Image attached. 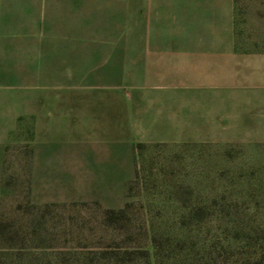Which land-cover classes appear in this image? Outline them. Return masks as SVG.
<instances>
[{
	"label": "rangeland",
	"instance_id": "rangeland-1",
	"mask_svg": "<svg viewBox=\"0 0 264 264\" xmlns=\"http://www.w3.org/2000/svg\"><path fill=\"white\" fill-rule=\"evenodd\" d=\"M211 6L219 12L197 19L199 9L208 7L192 5L196 21L212 25L196 28V42L183 45L197 52L206 45L212 53L227 48L241 55L264 54V0ZM107 8L101 5L99 16L93 18L92 9L85 6L77 27H4L6 36L35 39L4 42L3 93L20 94V104L26 105L35 82L28 71L46 61L52 84H61L53 89V98L114 97L117 142L131 141L132 167L129 178L127 170L122 171L124 180L117 174L115 194L104 202L93 198L33 203L28 195L26 140L11 147L6 190L0 197V264H82L91 250L114 245L152 251L154 239L160 249L174 254L190 251L201 258L212 252L241 261L256 257L264 246V56L252 57L257 65L252 73L242 68L235 72V62L228 58L227 76L216 64L210 73L195 67L179 75L180 87L185 82L196 89L195 98L180 101L178 129L168 116L148 126L150 116L140 104L146 90L139 70V51L145 46L139 42L145 34L141 24L163 8L133 0L130 59L123 58L127 43L108 41L127 28L114 26L119 21ZM204 30L202 36L199 31ZM61 35L77 41H60ZM208 38L210 42L199 41ZM66 51L68 58H33L38 52L54 56ZM60 65L66 76L60 75ZM250 94L255 106L247 104ZM121 208V217L108 213Z\"/></svg>",
	"mask_w": 264,
	"mask_h": 264
},
{
	"label": "crops",
	"instance_id": "crops-1",
	"mask_svg": "<svg viewBox=\"0 0 264 264\" xmlns=\"http://www.w3.org/2000/svg\"><path fill=\"white\" fill-rule=\"evenodd\" d=\"M140 1L163 8L155 13L152 10L153 15L148 16L150 22L145 20L141 24L145 34L140 36L139 42L145 43V46L139 51V70L146 90L141 95L143 102L140 104L146 109L145 116H150V119H146L148 126L164 122L165 116H168V122L179 124L180 101L195 98V86L186 85L183 81L180 87L179 75L187 74L195 67H204L207 69L204 72L210 73L211 67L216 64L221 74L227 76L228 58L234 60L236 68L232 69L235 72L242 68L247 73H252L253 67L257 66L252 57L264 56L259 53L241 55L233 49L228 52L227 48L221 49L219 53H212L206 45L197 52L190 45L182 44L196 42V28L212 25L196 21V9L192 5H207L208 8L199 9L202 14L197 19H201L219 12L211 9L212 4L227 7L230 0ZM132 2L133 0H0V78L3 74L4 42L16 43L20 38L34 42L35 39L30 35L6 36L5 26L77 27L84 18L85 6L87 11L92 9L93 18L99 16L101 5L115 12V19L119 22H114V26H122L127 30L108 41L127 43L123 58L130 59ZM159 28H163L162 32ZM181 28L188 31L187 35L182 34L184 31ZM199 32L202 36L206 33L205 30ZM63 37L61 35L60 41H77ZM209 39L199 41L210 42ZM160 42L166 45L160 46ZM52 55L38 52L33 54V58H68L67 51ZM59 70L60 75H67L65 67L60 65ZM49 71L50 63L46 61H42L40 67L28 71L35 82L28 89L26 105L20 104V94L3 93L4 86L0 83V197L6 190L5 171L9 149L26 140L28 195L33 203L93 198L104 202L106 197L115 194L117 174L122 180L125 176L122 171L127 170L129 178L132 167L131 141L126 142L124 139L117 142L115 98H110L108 94H103L98 99L53 98L57 96L52 94L53 89H60L61 84H52ZM247 101L248 106L256 105L252 94ZM127 107L129 117L131 102H128ZM175 128L178 129V125ZM21 132H24L22 138ZM124 145L125 147H120Z\"/></svg>",
	"mask_w": 264,
	"mask_h": 264
},
{
	"label": "trees",
	"instance_id": "trees-1",
	"mask_svg": "<svg viewBox=\"0 0 264 264\" xmlns=\"http://www.w3.org/2000/svg\"><path fill=\"white\" fill-rule=\"evenodd\" d=\"M125 208L110 209L111 216H118L125 212ZM154 249H144L141 247H130L114 245L106 248L94 249L88 252L86 260L82 264H264V246L256 253V257L241 261L227 257L216 256L212 252L201 258L196 257L190 251L176 253L163 251L156 245L154 239ZM264 245V244H263ZM166 253V254H165Z\"/></svg>",
	"mask_w": 264,
	"mask_h": 264
}]
</instances>
